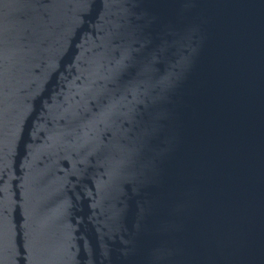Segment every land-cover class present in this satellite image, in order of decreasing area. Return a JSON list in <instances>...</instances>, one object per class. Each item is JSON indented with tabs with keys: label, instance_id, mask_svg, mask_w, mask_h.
Instances as JSON below:
<instances>
[{
	"label": "water",
	"instance_id": "obj_1",
	"mask_svg": "<svg viewBox=\"0 0 264 264\" xmlns=\"http://www.w3.org/2000/svg\"><path fill=\"white\" fill-rule=\"evenodd\" d=\"M0 264H264V0H0Z\"/></svg>",
	"mask_w": 264,
	"mask_h": 264
}]
</instances>
